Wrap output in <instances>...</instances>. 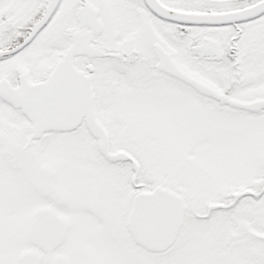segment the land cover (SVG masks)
<instances>
[{
  "label": "snow or ice",
  "instance_id": "snow-or-ice-1",
  "mask_svg": "<svg viewBox=\"0 0 264 264\" xmlns=\"http://www.w3.org/2000/svg\"><path fill=\"white\" fill-rule=\"evenodd\" d=\"M0 264H264V0H0Z\"/></svg>",
  "mask_w": 264,
  "mask_h": 264
}]
</instances>
